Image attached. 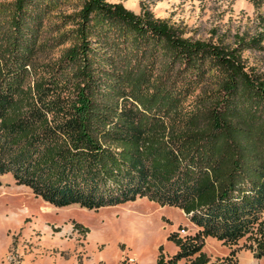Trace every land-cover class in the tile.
<instances>
[{
  "label": "trees",
  "instance_id": "trees-1",
  "mask_svg": "<svg viewBox=\"0 0 264 264\" xmlns=\"http://www.w3.org/2000/svg\"><path fill=\"white\" fill-rule=\"evenodd\" d=\"M259 25L224 44L120 2L1 1L0 176L55 206L145 197L181 210L194 238L250 233L264 256V74L241 57L264 48V14ZM172 240L177 252L156 264L201 245ZM206 261L198 252L189 264Z\"/></svg>",
  "mask_w": 264,
  "mask_h": 264
},
{
  "label": "rangeland",
  "instance_id": "rangeland-1",
  "mask_svg": "<svg viewBox=\"0 0 264 264\" xmlns=\"http://www.w3.org/2000/svg\"><path fill=\"white\" fill-rule=\"evenodd\" d=\"M107 1L120 2L134 13L147 9L191 39L210 38L224 44H231L236 36L256 34L259 16L264 14V0L257 4L249 0ZM55 20V13L48 16L43 38L53 33L50 26ZM64 45L39 50L36 63L55 59ZM241 57L264 74V48L244 49ZM45 96L54 98L57 93ZM63 96L58 93L53 101L58 103ZM197 231L178 208L145 197L96 208L55 206L15 184L9 174L0 176V264H156L159 252L163 258L177 252L175 238L186 244L201 243L197 252L179 258L178 264H189L198 252L205 254L204 264H264V256L253 254L250 233L222 242L211 236L194 238Z\"/></svg>",
  "mask_w": 264,
  "mask_h": 264
},
{
  "label": "bare ground",
  "instance_id": "bare-ground-1",
  "mask_svg": "<svg viewBox=\"0 0 264 264\" xmlns=\"http://www.w3.org/2000/svg\"><path fill=\"white\" fill-rule=\"evenodd\" d=\"M12 218H13V216H12Z\"/></svg>",
  "mask_w": 264,
  "mask_h": 264
}]
</instances>
